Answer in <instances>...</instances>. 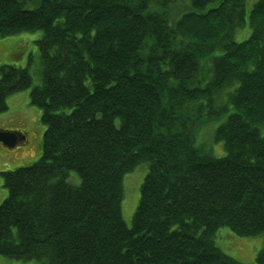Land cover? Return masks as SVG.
Here are the masks:
<instances>
[{"label": "trees", "instance_id": "1", "mask_svg": "<svg viewBox=\"0 0 264 264\" xmlns=\"http://www.w3.org/2000/svg\"><path fill=\"white\" fill-rule=\"evenodd\" d=\"M24 30L37 68L0 66V111L29 88L44 128L34 161L0 170V255L246 264L214 242L228 227L262 237L264 264V0H0V36Z\"/></svg>", "mask_w": 264, "mask_h": 264}, {"label": "rangeland", "instance_id": "2", "mask_svg": "<svg viewBox=\"0 0 264 264\" xmlns=\"http://www.w3.org/2000/svg\"><path fill=\"white\" fill-rule=\"evenodd\" d=\"M26 7H32L28 2ZM41 35L40 30L19 31L13 34L0 36V66L3 64H15L18 66L27 65L30 71H35L37 63L35 56L37 43ZM236 38L239 36L236 34ZM34 81L38 77L34 74ZM29 88L9 93L6 96L7 107L0 111V129L21 131L25 138L13 150H1L0 170L12 169L19 165L28 164L34 161L40 152V141L42 138L43 124L39 119V110L29 103ZM200 139H204L201 137ZM212 141V140H211ZM24 142V143H22ZM209 144V143H207ZM216 151H221V147L215 146ZM216 156L220 153H215ZM146 164L141 162L136 167L123 174L122 177V198L121 214L126 225H130V220L136 207L139 195V185L145 173ZM72 177V178H71ZM78 181L76 173L71 171L69 179ZM7 188L2 184L0 175V202L6 197ZM215 244L226 254L239 262L251 264L254 261L256 251L262 244V237L238 236L228 227H220L214 236ZM0 264H42L41 262L30 260L21 261L4 255H0Z\"/></svg>", "mask_w": 264, "mask_h": 264}, {"label": "water", "instance_id": "3", "mask_svg": "<svg viewBox=\"0 0 264 264\" xmlns=\"http://www.w3.org/2000/svg\"><path fill=\"white\" fill-rule=\"evenodd\" d=\"M0 142L8 148L14 147L17 143V131L0 129Z\"/></svg>", "mask_w": 264, "mask_h": 264}, {"label": "flooded vegetation", "instance_id": "4", "mask_svg": "<svg viewBox=\"0 0 264 264\" xmlns=\"http://www.w3.org/2000/svg\"><path fill=\"white\" fill-rule=\"evenodd\" d=\"M23 138H25V135L24 134L19 135L17 133V143H16V145L14 147L18 146L21 143V141H22L21 139H23ZM22 143H24V142H22ZM14 147L8 148V147L2 145V143L0 142V152H1L2 149L3 150H6V151L7 150H13Z\"/></svg>", "mask_w": 264, "mask_h": 264}]
</instances>
